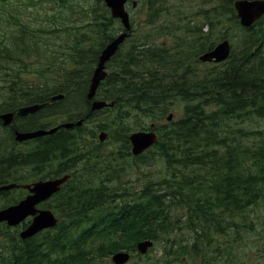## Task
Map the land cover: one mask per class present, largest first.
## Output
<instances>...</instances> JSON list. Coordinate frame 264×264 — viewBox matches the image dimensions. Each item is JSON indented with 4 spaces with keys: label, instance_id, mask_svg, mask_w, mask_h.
Here are the masks:
<instances>
[{
    "label": "trees",
    "instance_id": "16d2710c",
    "mask_svg": "<svg viewBox=\"0 0 264 264\" xmlns=\"http://www.w3.org/2000/svg\"><path fill=\"white\" fill-rule=\"evenodd\" d=\"M233 1L214 0L215 9L206 11L214 13L218 24L221 14H234ZM84 2L87 7L78 0H0L1 112L51 102L58 94L64 98L40 112L55 105L63 108L80 93L77 107L87 109L67 118L88 115L85 92L98 55L116 36L113 27L122 28L109 17L102 0ZM160 3L152 0L148 7ZM156 11L148 24L158 18ZM246 31L240 52L203 76L188 64L189 44H179L168 55L144 43L122 44L106 64L117 63L97 96L114 104L102 112L117 106L123 119L134 116L129 106L135 104L160 124L154 126L156 156L134 158L145 159V167L159 160V175L133 193L117 188L113 171L121 170L119 164L131 156L127 138L123 137L124 150L108 155L119 157L112 158L110 170L99 162L98 150H79L85 145L74 131L82 133V127L56 133L54 144L44 143L27 158L19 153V165L41 168L54 160L62 171L70 167L71 178L48 204L59 218L57 226L8 244L0 264H90L121 250L135 253L136 243L145 239L165 249L167 258L156 264H195L197 259L200 264H216L222 256L230 264L262 262L252 255L256 251L251 246L247 255L252 261L240 257L249 240L264 236V127L250 128L256 119L264 120V18ZM200 46L203 52L213 42L201 41ZM76 87L81 91L73 92ZM172 102L182 104L181 117L160 123ZM17 158L9 154L5 164L16 165ZM259 251L264 254V247Z\"/></svg>",
    "mask_w": 264,
    "mask_h": 264
},
{
    "label": "rangeland",
    "instance_id": "374dc122",
    "mask_svg": "<svg viewBox=\"0 0 264 264\" xmlns=\"http://www.w3.org/2000/svg\"><path fill=\"white\" fill-rule=\"evenodd\" d=\"M82 6L85 7L88 6L87 2H84V0H78ZM138 2L137 9H132L130 5L128 6L129 10V16L131 20L132 25V34L130 38L124 43L125 46H129L132 44H138V43H144L145 45H157L162 46V49L164 52L170 51L173 53L175 51V46L179 45L181 47H185L186 44H189L188 49V56L194 59V57L199 53V50H201L200 42L206 41V42H213L216 44L222 39H227L231 43L232 52L234 54H237L240 52L241 47L243 45V42L245 41L246 37L248 36L249 32H246L238 23L236 14H221V19L218 24H216V19L213 18L212 13L210 14L209 11H206L207 9H211L215 7L214 0H183L181 2H178V0H160L159 5H157L155 8L148 7V2L144 0H136ZM234 2V1H233ZM232 2V7H233ZM38 3L41 5V2L38 1ZM218 3V1H217ZM79 4V5H80ZM143 4V5H142ZM218 7V6H217ZM46 9H50L49 6L45 7ZM233 9V8H232ZM153 10H157V14L159 15V19H155L152 24H147L149 20V15L152 13ZM212 11V10H211ZM234 11V9H233ZM208 12V14H207ZM214 14V13H213ZM208 15H211L212 17L209 18ZM117 26V25H116ZM112 27V26H111ZM110 27V28H111ZM115 30L113 31V34H118L120 32L119 26L113 27ZM198 28L200 30L197 32ZM196 31L193 35H187L186 31ZM174 35H169V32H175ZM208 36V38H206ZM150 45V46H151ZM264 46V43H263ZM123 50V49H122ZM124 52V50H123ZM264 55V49L263 53ZM168 55V54H166ZM192 67L194 68L196 64L193 63V61H190ZM116 64H110L107 67V72L112 73L116 69ZM151 66V64H150ZM222 66V65H221ZM201 70L198 71L199 76H203L207 74L209 71L216 70V67L213 65H201ZM80 87H76L73 89V92H76L77 90H80ZM81 91V90H80ZM71 92V94L73 93ZM101 93V92H100ZM78 95L80 93H77L73 95V100L68 103L67 107L63 108H57L55 106H50L49 110H43L39 113H37L33 117H29V119L24 120L23 122L19 121V127L20 128H27L31 127L35 124H43V125H56L66 119L67 116H69L70 113H79V111H85L86 106L83 108L77 107L76 99L78 98ZM81 96H84V94H81ZM165 102L161 103L164 104ZM169 103V102H167ZM52 105V104H51ZM135 104H131L129 106L130 111L134 114L132 115H126L123 119H120L119 107H115L114 110H107L106 113L102 112L98 115H96L94 118H89L84 124L83 128L84 130L82 133L79 131H74L76 133L75 135L80 136L82 139L81 145L84 146V149H81L79 146V150L82 151V153H85L87 150L92 149H98L99 153H102L103 155H109L111 152L124 150V143H123V137H127L128 134L135 131H142L143 129H149L150 124H155V126H159L160 124L157 122H154L152 118H146V115H144L140 110L134 108ZM182 104L177 102H172L167 109L165 110V113H163L162 121L160 123L166 124L165 118L168 116V114L173 115V120H177L182 115ZM137 111V112H136ZM91 119V120H90ZM105 127L106 131L108 132V137L105 139L104 142L100 143L97 139V134L101 131L98 129V127L102 126ZM244 126H247L245 124ZM264 127V120H258L254 123L250 124V128L254 130H261L260 128ZM73 131V130H72ZM93 134V137H92ZM98 145H100L98 147ZM35 146V145H34ZM34 146H26L22 143L18 146H15L14 144H10L8 146V151L10 149L15 148L19 150V153L21 154H27L24 158H27L29 154H33L34 152ZM11 147V148H10ZM33 149V150H32ZM130 152V149H129ZM157 149L151 148L149 152H146L144 154L145 158L152 159L156 156ZM124 156L127 154L122 153ZM113 159H118L119 157L116 156H106L104 158L101 157L99 159V162H103V164L108 165V168L110 170L114 169L115 162L112 161ZM105 159V162H104ZM123 160V159H121ZM143 160H136L134 157H125L124 161L119 164V166H122L121 170L118 172L113 171V181L115 184H118L117 188H123L125 189L126 193H133L135 191L140 190L145 183H148L150 180L156 178L159 173L160 169V162L159 160H154L151 162H148L146 165L150 166H144ZM28 164V163H24ZM81 165V164H80ZM90 165L94 166V163L90 161ZM102 165V163H100ZM97 168H99L97 166ZM55 167L52 165L49 169L50 171H54ZM15 170V169H14ZM13 170V171H14ZM35 168L31 165L28 166H20L19 167V180H25L26 182H31L32 180H37L39 178H45L47 175V170L42 172L41 174H36ZM99 179V178H98ZM97 179V181H98ZM86 181V180H84ZM95 181V183L97 182ZM13 197H15L14 193L9 194L5 197V199H0V204L3 203L4 200H11ZM179 234V233H177ZM17 235V228H4L2 225H0V254H5L8 251V244L9 246L12 245L10 243H16L15 241H12L13 237ZM180 240L182 238L178 237ZM252 247L253 250L256 252L252 254L255 255L257 260H263L260 263L257 264H264V254L259 251L260 248L262 249L264 247V236L263 239H259L258 237L254 238L251 242L250 240L247 242L243 250L241 251V257L243 261H252L249 259V247ZM248 253V255H247ZM260 254H262L260 256ZM131 260L126 264H156V261L159 263H164V260L167 258V254L165 253V249L163 245L154 243L153 247L150 248L147 253L143 256L136 257L137 255L132 254ZM90 264H112L111 260L109 258L98 260L95 262H92ZM173 264H180L177 262H173ZM193 264V263H188ZM200 264L199 260L197 259V263ZM216 264H230L226 257H220V261ZM247 264V263H245ZM254 264V263H253Z\"/></svg>",
    "mask_w": 264,
    "mask_h": 264
},
{
    "label": "water",
    "instance_id": "95a60500",
    "mask_svg": "<svg viewBox=\"0 0 264 264\" xmlns=\"http://www.w3.org/2000/svg\"><path fill=\"white\" fill-rule=\"evenodd\" d=\"M106 6L110 9L111 16L113 18L120 19L125 32L120 34L118 37L113 39L108 43L100 52L97 60L96 67L92 73L89 89L87 92V101L90 103V110H99L106 106H111L105 101L94 100L92 98L95 95L96 88L99 83L106 77L105 63L114 55L118 46L124 41L128 36V31L130 30L129 17L124 9V4L126 0H103ZM134 5V3H133ZM234 8L239 18L240 24L244 27L251 26L257 19H259L264 14V0H237L234 2ZM230 53V45L227 40L222 41L217 44L214 49L210 52L203 54L200 57L202 62H222L227 59ZM63 95L54 96L52 100L60 99ZM44 104H32L24 107H20L17 111L18 116H25L28 114H33L41 109ZM4 124H10L12 114L6 113L0 116ZM171 116H168L169 120ZM84 119H80L77 122H66L59 126H56L50 130H36L33 132H15V140L21 142L24 140L41 137L54 133L59 128L70 129L74 126H80ZM106 137L105 133H100L98 138L103 141ZM129 141L131 143V152L133 155H139L144 152L148 147L153 145L156 141V135L153 132H134L129 136ZM67 176L56 178L54 180L39 181L34 183L32 187L26 186L31 192L16 205L7 207L0 210V222L6 221L9 226L17 225L22 222L26 217L32 216V221L27 228H25L20 233L22 239H27L39 231L55 226L57 220L53 213L49 210H37L35 206L42 201L48 199L52 194L59 190L61 184L67 180ZM14 185H9L1 189H10ZM151 246L150 241H144L137 244V250L143 254L147 251V248ZM129 259L127 253H116L112 256V261L115 264H124Z\"/></svg>",
    "mask_w": 264,
    "mask_h": 264
},
{
    "label": "flooded vegetation",
    "instance_id": "af4514ba",
    "mask_svg": "<svg viewBox=\"0 0 264 264\" xmlns=\"http://www.w3.org/2000/svg\"><path fill=\"white\" fill-rule=\"evenodd\" d=\"M148 4L152 2V0H146ZM152 6V5H150ZM88 103V102H87ZM89 104V103H88ZM12 112V118H11V124L6 125L4 124L3 120L0 117V187L8 184V183H15L16 187H14L11 190L7 191H0V196H6L7 194L14 193L15 197H13L10 201L14 203H18L20 199L25 197L28 194V189H25L24 186L31 184L32 182H26L25 180H19V150L15 148L10 149V152L8 151V146L10 144H14L15 146L19 147V143L15 141V131L23 130V131H30L34 128L27 127V128H20L19 127V121L23 122L26 119H29L31 116H25L20 117L16 114L15 111ZM4 112H0V116L3 115ZM39 139H33L23 142V145L26 146H32L33 143L38 142ZM4 150V154L3 153ZM10 155L17 154L18 160L16 161V165H12L11 167H8L5 164V159ZM15 169V170H14ZM14 170V171H13ZM11 205V204H9ZM42 207L45 205V202L41 204ZM45 208V207H44Z\"/></svg>",
    "mask_w": 264,
    "mask_h": 264
},
{
    "label": "bare ground",
    "instance_id": "6f19581e",
    "mask_svg": "<svg viewBox=\"0 0 264 264\" xmlns=\"http://www.w3.org/2000/svg\"><path fill=\"white\" fill-rule=\"evenodd\" d=\"M221 2V1H220ZM89 103V102H88ZM11 148V147H10Z\"/></svg>",
    "mask_w": 264,
    "mask_h": 264
}]
</instances>
